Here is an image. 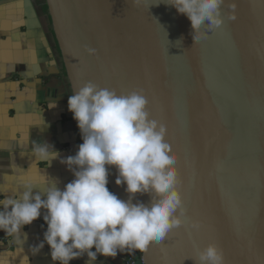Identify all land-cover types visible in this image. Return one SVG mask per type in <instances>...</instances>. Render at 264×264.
<instances>
[{
	"label": "water",
	"instance_id": "water-1",
	"mask_svg": "<svg viewBox=\"0 0 264 264\" xmlns=\"http://www.w3.org/2000/svg\"><path fill=\"white\" fill-rule=\"evenodd\" d=\"M45 1L72 95L89 81L120 95L143 90L167 128L184 226L143 263L195 264L214 243L225 264H264V0H224L222 29L197 44L167 0ZM108 171L109 190L127 201Z\"/></svg>",
	"mask_w": 264,
	"mask_h": 264
},
{
	"label": "clouds",
	"instance_id": "clouds-1",
	"mask_svg": "<svg viewBox=\"0 0 264 264\" xmlns=\"http://www.w3.org/2000/svg\"><path fill=\"white\" fill-rule=\"evenodd\" d=\"M167 3L191 22L194 44L204 42L206 33L223 27L224 0ZM235 7L231 6L232 21L237 19ZM88 52L95 54L94 49ZM148 105L143 90L120 95L91 81L70 95L68 109L83 143L75 156L60 162L75 179L63 191L58 181L50 180L43 186L24 184L18 198L5 192L0 200V231L23 245L27 234L22 229L45 210L43 218L48 227L44 241L31 251L38 254L46 243L58 264H69L85 254L87 264H93L98 255L115 258L118 253H146L150 246L163 245L170 234L184 226V208L180 180L174 171L177 161L166 142L167 128L151 118ZM31 153L49 166L59 157L46 141L33 142ZM110 166L118 171L116 184H126L127 201L107 187ZM145 194L152 198L150 206L133 203L137 195ZM190 227L199 231L201 225L196 221ZM191 259L195 264H225L223 249L214 243Z\"/></svg>",
	"mask_w": 264,
	"mask_h": 264
},
{
	"label": "crops",
	"instance_id": "crops-1",
	"mask_svg": "<svg viewBox=\"0 0 264 264\" xmlns=\"http://www.w3.org/2000/svg\"><path fill=\"white\" fill-rule=\"evenodd\" d=\"M70 95L47 1L0 0V200L5 192L22 194L24 184L58 181L63 191L75 179L60 162L75 156L83 143L68 109ZM44 141L59 153L50 166L31 153L33 142ZM44 214L42 209L40 218L22 229L27 234L23 245L0 231V264H58L46 243L38 254L31 251L44 241L48 227ZM87 261L85 254L69 264ZM93 264H124V260L122 253L115 258L98 255Z\"/></svg>",
	"mask_w": 264,
	"mask_h": 264
},
{
	"label": "built area",
	"instance_id": "built-area-1",
	"mask_svg": "<svg viewBox=\"0 0 264 264\" xmlns=\"http://www.w3.org/2000/svg\"><path fill=\"white\" fill-rule=\"evenodd\" d=\"M0 241H3V237L1 236V234H0ZM122 256H123L124 264H136L137 261L140 264H144L143 258H142V253L139 251H136L132 254H129L127 252H123ZM135 257H137V259H135Z\"/></svg>",
	"mask_w": 264,
	"mask_h": 264
},
{
	"label": "trees",
	"instance_id": "trees-1",
	"mask_svg": "<svg viewBox=\"0 0 264 264\" xmlns=\"http://www.w3.org/2000/svg\"><path fill=\"white\" fill-rule=\"evenodd\" d=\"M108 187V186H107Z\"/></svg>",
	"mask_w": 264,
	"mask_h": 264
}]
</instances>
